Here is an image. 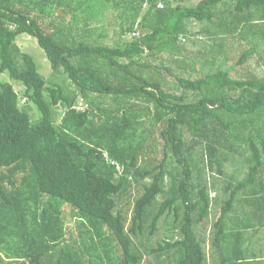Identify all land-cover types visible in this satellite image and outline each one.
I'll use <instances>...</instances> for the list:
<instances>
[{
	"label": "trees",
	"instance_id": "16d2710c",
	"mask_svg": "<svg viewBox=\"0 0 264 264\" xmlns=\"http://www.w3.org/2000/svg\"><path fill=\"white\" fill-rule=\"evenodd\" d=\"M0 264H264V0H0Z\"/></svg>",
	"mask_w": 264,
	"mask_h": 264
},
{
	"label": "rangeland",
	"instance_id": "374dc122",
	"mask_svg": "<svg viewBox=\"0 0 264 264\" xmlns=\"http://www.w3.org/2000/svg\"><path fill=\"white\" fill-rule=\"evenodd\" d=\"M169 1L173 5L182 4V5L187 6V7H195L200 0H169ZM159 7H161V6L159 5ZM103 30H106L109 32L108 43L111 44L112 43L111 38L114 34L115 28L114 27H108L106 22L103 21V22H100V24L98 25V31H103ZM134 30L135 31H133V32L136 33L137 38L139 36H141L143 33H145V31H142L141 29L137 28V26ZM133 32H129V33L125 34V40L130 41L133 38V36L131 35ZM200 40L201 39H198V41H200ZM186 43H187V41H186ZM188 43H190V42H188ZM16 45L20 49L21 52L34 56V59L38 65L39 73L43 78H45L47 81H55V82H60L63 80V81H65L64 85L71 87V84L69 83V81L65 80L64 76L59 75L60 78H59V76H57V78H56L52 75L50 63L47 60L44 52L38 47L35 39H33L27 35H20L16 39ZM189 46H191L190 48L195 49V48H199L200 44L195 42L194 46H192V43H190ZM158 65L161 66V65H168V64L158 63ZM174 71H175V74L179 77H191V75L189 76L188 74L184 73L183 71H177V70H174ZM162 74H163L162 76L165 77V80L168 81V85H169L168 88L171 89V91L174 94H177V95H183L184 94L185 96H187L189 98V100H192V101L196 100L198 98L197 96H195L194 93L185 92L184 90L179 88V86L177 85L176 80L173 76H169L165 72H163ZM2 80L7 81L9 83H13L11 80H9L5 76V74L2 75ZM13 85L15 86L16 84L14 83ZM14 89L16 90V92L18 94L19 106L27 105L28 111H29L32 119H37L39 117V114L37 113L36 108L31 103L26 101L25 97L23 96V94H24L23 89L20 86H15ZM82 106H83V104L79 105L80 108ZM62 114L63 113L60 111V109L55 113V115H56L55 123L56 124L60 123V119H61ZM206 178L208 179V181L212 180V176L210 175L209 171L207 173ZM214 196L215 195L211 192L210 197L214 198ZM158 201H161V197H158Z\"/></svg>",
	"mask_w": 264,
	"mask_h": 264
},
{
	"label": "built area",
	"instance_id": "2783aa9c",
	"mask_svg": "<svg viewBox=\"0 0 264 264\" xmlns=\"http://www.w3.org/2000/svg\"><path fill=\"white\" fill-rule=\"evenodd\" d=\"M131 35H132L133 37H136V33H135V32H133Z\"/></svg>",
	"mask_w": 264,
	"mask_h": 264
}]
</instances>
